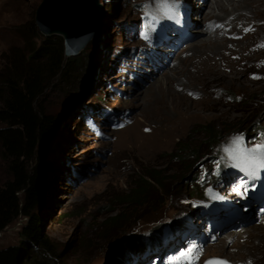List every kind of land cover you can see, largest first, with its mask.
Listing matches in <instances>:
<instances>
[{
	"label": "rangeland",
	"instance_id": "rangeland-1",
	"mask_svg": "<svg viewBox=\"0 0 264 264\" xmlns=\"http://www.w3.org/2000/svg\"><path fill=\"white\" fill-rule=\"evenodd\" d=\"M42 1L0 0L1 16L5 11L14 16L0 29V74L11 71L14 63L25 64L39 45L33 22ZM99 4L96 37L72 56L84 62L82 69L72 84L51 85L43 101L46 116L54 123L41 150L46 172L36 214L58 263L156 264V259L165 263L168 253L180 245L190 249L184 258L194 264L213 259L260 264L261 208L245 218L252 224L233 227L240 230L231 239L227 237L235 230L221 234L217 229H224V223L217 220L209 226V219L233 205L246 213V196L235 189L248 165L241 153L264 144V69L241 62L246 84H252L248 88L219 79L202 95V89L181 72L174 82L175 78L161 86L164 74L172 73L169 63L177 57L192 58L193 53L184 50L178 55L177 48L186 42L175 47L170 29L162 16L155 17L147 0ZM166 17L178 21L171 11ZM180 26V33H189L187 23ZM202 26L197 30L205 29ZM150 46L176 51L170 58L162 55L168 66L154 58ZM208 130L217 132L218 139L206 141ZM150 175H157L163 188L151 189L139 204L130 203L135 184ZM10 178L0 151V187ZM115 215L120 225L114 224ZM25 221L18 219L0 233V250L19 245ZM181 227L189 233L174 239L172 234ZM155 238V249L131 256L130 251Z\"/></svg>",
	"mask_w": 264,
	"mask_h": 264
},
{
	"label": "trees",
	"instance_id": "trees-1",
	"mask_svg": "<svg viewBox=\"0 0 264 264\" xmlns=\"http://www.w3.org/2000/svg\"><path fill=\"white\" fill-rule=\"evenodd\" d=\"M33 29L40 43L30 52L26 63H14L11 71L0 74V151L11 176L0 187V233L18 219L26 220L19 233V245L0 250V264H59L52 245L41 234L36 214L46 172L41 150L54 123L53 117L46 116L43 101L51 85L72 84L84 62L78 56L66 57L61 36H42L35 22ZM217 137V132L208 130L205 140L215 141ZM155 187L163 188L158 176H146L135 184L129 202L139 204L146 200ZM113 218L114 224L120 225L118 215ZM182 229L186 227L175 231L172 237ZM156 242L155 238L149 244H140L130 251L131 256L155 249Z\"/></svg>",
	"mask_w": 264,
	"mask_h": 264
},
{
	"label": "bare ground",
	"instance_id": "bare-ground-1",
	"mask_svg": "<svg viewBox=\"0 0 264 264\" xmlns=\"http://www.w3.org/2000/svg\"><path fill=\"white\" fill-rule=\"evenodd\" d=\"M147 1L151 6V11L155 12V17L162 16L164 25L167 27L174 26L176 22L174 17H166V14L171 11L173 16H179L184 23L188 24L186 31L193 34L192 39L198 36L201 37L192 44L188 40V45L184 44L181 46L182 48H177L180 44H175L178 55L181 50H184L182 53H193L192 58L181 60L177 57L176 61L169 63L171 66L173 65L171 68L172 73L164 74L162 81H159L161 86L165 83L168 84L175 78L174 82L177 79L178 72H181L187 76L188 81L190 80L192 84H196L202 89L204 93L199 92L202 95L212 90L215 87L213 83L219 79L235 80L248 88L252 84H246L247 75L242 72L241 62L248 61L257 68L264 69V0H180L173 3L172 0ZM194 14L198 15L193 17ZM13 19L14 16L11 12L5 11L3 16L0 14V29L12 23ZM192 20L202 23H193ZM201 25L205 29L197 30ZM149 33L151 38H155V32L152 29H149ZM173 37L176 38V43L182 41L180 34ZM11 39V36H9L7 41H11ZM150 47L155 53L154 58L156 56L162 65L167 64L165 57L162 56L163 54H168V58H170V55H174L176 52L169 49L164 51V47L160 49L154 46ZM153 62H155L154 59ZM218 62L220 63L218 64ZM156 66L158 67V65ZM261 80L264 81V72L261 73ZM220 109L217 104L216 110L220 111ZM238 189H235L237 194L248 192ZM249 207L246 213L241 212L232 215L231 226L228 229L225 228L226 231L232 232L233 227L244 225L241 226L240 229H242L253 223L252 219L246 221L245 218L256 212L254 209L258 206L251 204ZM236 215L244 219L238 221ZM262 217L260 218L264 220L263 215ZM225 227H228V225ZM236 229H233L235 231L227 237L228 239L239 236L235 232L240 229ZM261 245L258 255L259 258H263L260 264H264V242ZM229 258L233 259L231 255H229ZM159 262H161V259H159Z\"/></svg>",
	"mask_w": 264,
	"mask_h": 264
},
{
	"label": "water",
	"instance_id": "water-1",
	"mask_svg": "<svg viewBox=\"0 0 264 264\" xmlns=\"http://www.w3.org/2000/svg\"><path fill=\"white\" fill-rule=\"evenodd\" d=\"M100 0H43L36 11L39 32L64 39L65 55H78L96 37ZM213 259L211 262H216Z\"/></svg>",
	"mask_w": 264,
	"mask_h": 264
},
{
	"label": "snow or ice",
	"instance_id": "snow-or-ice-1",
	"mask_svg": "<svg viewBox=\"0 0 264 264\" xmlns=\"http://www.w3.org/2000/svg\"><path fill=\"white\" fill-rule=\"evenodd\" d=\"M240 158L242 161L248 164H252L257 160H264V144H259L255 148L246 150L245 152L241 153ZM189 264H192V262L189 261ZM208 264H213V262H208ZM214 264H227V262L216 261Z\"/></svg>",
	"mask_w": 264,
	"mask_h": 264
}]
</instances>
